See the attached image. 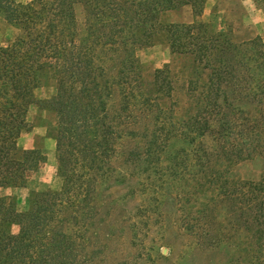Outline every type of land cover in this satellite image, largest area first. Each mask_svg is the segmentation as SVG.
<instances>
[{"label": "trees", "instance_id": "trees-1", "mask_svg": "<svg viewBox=\"0 0 264 264\" xmlns=\"http://www.w3.org/2000/svg\"><path fill=\"white\" fill-rule=\"evenodd\" d=\"M264 8V0H258ZM206 0H0V26L16 35L0 45V188L26 186L46 158L40 149H22L34 91L51 84L55 93L36 101L54 114L58 189L30 194L19 211L15 199L0 196V264H96L92 235L100 207L98 181L113 170L120 133L109 111L113 82L99 51L135 62L137 48L164 32L173 52H186L207 71L189 83L182 128L191 142L214 138L230 159L264 158V45L231 43L200 22L161 25L167 11L190 6L200 16ZM83 8V18L76 5ZM160 70H157L156 81ZM168 88L170 89L169 85ZM170 96V90L168 91ZM194 138V139H193ZM154 142H150V146ZM213 154V150L203 148ZM150 154L147 153V156ZM176 167V161L171 164ZM173 166V167H174ZM217 197L232 199L241 226L264 251V172L258 181L207 175ZM17 226V232L12 227Z\"/></svg>", "mask_w": 264, "mask_h": 264}, {"label": "rangeland", "instance_id": "rangeland-1", "mask_svg": "<svg viewBox=\"0 0 264 264\" xmlns=\"http://www.w3.org/2000/svg\"><path fill=\"white\" fill-rule=\"evenodd\" d=\"M76 13L81 20L80 4ZM195 21L209 33L226 34L238 47L257 39L264 45V8L258 0H206L200 16L187 5L160 17L161 25ZM16 32L1 25L0 45ZM191 46L186 52H173L164 32L156 33L147 46L136 49L135 62L126 68L117 53H98L113 82L109 111L120 138L111 159L113 170L98 181L94 194L101 213L92 235L100 251L96 264H264V251L259 252L232 212V199L217 197L207 177L217 171L232 180L258 181L264 158L230 161L217 150L214 138L191 142L184 134L189 83L207 72L194 62ZM54 93L51 84L35 89L27 115L29 128L22 133L25 145L33 136L34 148L43 152L45 163L29 176L26 186L0 188V196L14 198L19 211L29 208L32 192L60 186L55 117L36 105ZM150 142L154 144L149 149ZM204 147L213 154L203 152Z\"/></svg>", "mask_w": 264, "mask_h": 264}, {"label": "crops", "instance_id": "crops-1", "mask_svg": "<svg viewBox=\"0 0 264 264\" xmlns=\"http://www.w3.org/2000/svg\"><path fill=\"white\" fill-rule=\"evenodd\" d=\"M25 141H24V139H23V137H22V135L19 137V139H18V145L19 146H23V148H26V149H32V148H34V145H35V140H34V138H33V136L31 135L30 136V138H28V141H27V144L25 145V143H24Z\"/></svg>", "mask_w": 264, "mask_h": 264}]
</instances>
